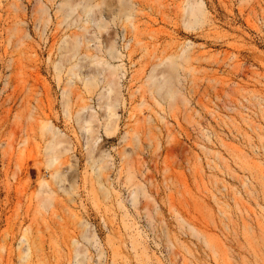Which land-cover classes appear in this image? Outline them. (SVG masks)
<instances>
[{
    "label": "rangeland",
    "instance_id": "obj_1",
    "mask_svg": "<svg viewBox=\"0 0 264 264\" xmlns=\"http://www.w3.org/2000/svg\"><path fill=\"white\" fill-rule=\"evenodd\" d=\"M105 1L0 0V264H264V0H137L130 19L114 21ZM195 1L205 12L197 24L187 15ZM74 40L69 59L62 47ZM111 43L121 62L109 61ZM96 55L120 67L110 136L96 96L106 88L87 92L82 81L99 73ZM169 55L178 66L167 102L148 76ZM83 106V118L96 116L93 156L108 162L125 222L95 192L87 129L75 122ZM45 118L70 149L76 169L66 173L79 187L57 184L47 209ZM127 174L151 197L135 195ZM135 228L145 252L131 244Z\"/></svg>",
    "mask_w": 264,
    "mask_h": 264
},
{
    "label": "bare ground",
    "instance_id": "obj_2",
    "mask_svg": "<svg viewBox=\"0 0 264 264\" xmlns=\"http://www.w3.org/2000/svg\"><path fill=\"white\" fill-rule=\"evenodd\" d=\"M140 4V1L137 0H107L105 1V6L107 8V18L109 17L110 21H114V19H125L128 20L132 16L133 9H138ZM64 7H69L71 4L69 2H65ZM91 12V8L89 5L83 6V10L81 13L85 16H88ZM204 6L201 3H198L195 1L194 4H189L187 9V15L189 17V23L193 22L194 24H197L201 22L202 17L204 16ZM106 22H101L95 25V29H97L98 33H101L104 29L107 27ZM124 38V35H123ZM78 40H74L71 43L64 42L63 44V51L70 55L71 57H76V51L78 49ZM101 51V50H99ZM107 57L109 58V61L112 63L116 60L122 61L123 55L118 51L116 48L115 43H111L107 50ZM131 54L128 55L130 57ZM175 58V57H173ZM90 59L92 62L96 63L98 67L99 73H96L94 76L89 75L82 79L84 88L87 92H94L99 91L101 88L105 87V92L98 93L96 96L98 100L100 101L99 108L103 107L105 110V120L103 122V132L105 136L113 135L117 131V121L113 119L114 112L116 110V105L119 102V99L121 98V92L119 89V83H118V75L119 72V66H114L108 62V59H105L104 56H91ZM168 66V69L163 70L161 72H157L160 65L165 62ZM79 67L78 65H75ZM106 66V68H104ZM178 64L175 62V59H171L170 55L165 57V60H161L159 63H153L152 69L149 73L148 79L150 82V88H151V94L156 100L170 102L174 98L175 91L172 88L173 87V80L174 77L172 76L173 71L176 70ZM98 75H102V79L100 80L98 78ZM162 77V80L158 78V76ZM103 85V86H101ZM99 87V88H98ZM64 93H66V90H63ZM86 107L83 106L76 112L75 116V122L78 125L79 130L80 129H87L86 134V149L87 151V159H88V165L93 169L92 170V176L94 178V181L96 183L95 192L96 194L103 196L104 198L112 199V202H115L117 208L122 210V219L125 222L128 219V215L125 210V204L123 200L118 197V193L110 186L109 183V177L107 175V172L109 171V166L107 165V160L104 158V156L99 155L98 159H95V156H93L94 149L92 147L91 140L94 137V130L92 129L93 121L96 119V116L89 115L86 118H83L80 114L81 111L85 110ZM87 123L88 127H82V122ZM42 122H44V125L39 126L40 134L43 136V143L45 153H43L46 163V168L49 169V175L51 177V181L54 182L51 185V181L48 180V182L45 179H42V190L40 191V200L39 204L42 208L47 209L52 204L56 202V198L58 197L57 184L60 182H63L65 180L69 181L70 187L73 189H78L79 187H76V177L72 173L67 174L66 170L73 168L76 169L75 165L70 163V157L66 155L67 152L70 151V149L65 146V141L59 136L58 132L54 130V127L52 125H49V119L45 118ZM72 150L74 149V146H72ZM107 157V156H106ZM63 166L65 167V170L63 169ZM80 182L84 180V177L80 175ZM135 176L133 174H127L125 181L126 184L129 185H135V195L138 193H142L144 197L150 198L151 194H148L147 191L143 190L141 185L135 184ZM50 182V183H49ZM76 187V188H75ZM66 193L69 195L70 190L66 191ZM95 194V195H96ZM97 197V196H96ZM98 198V197H97ZM136 198V196H135ZM136 203V200L134 199V204ZM148 203L145 202L144 204H141L142 209H148ZM129 225V224H128ZM132 226L135 224L132 223ZM83 226V225H82ZM84 227V226H83ZM130 227V226H129ZM86 228H83L81 231V238L85 240V242L88 241V238L86 236ZM135 234L130 237L131 244L133 248L136 246L141 245V251L145 252V247L142 246V243L137 240L141 237V232L139 229L135 228ZM27 240V239H25ZM28 241V240H27ZM207 243V242H206ZM209 245V244H208ZM30 246V245H29ZM207 246V245H206ZM210 247V245H209ZM31 252V251H30ZM77 252V250H76ZM30 254H27L26 257H29ZM22 259H25L24 257Z\"/></svg>",
    "mask_w": 264,
    "mask_h": 264
}]
</instances>
